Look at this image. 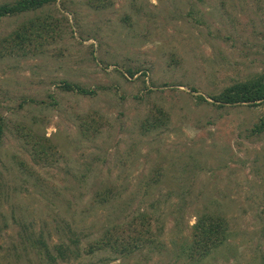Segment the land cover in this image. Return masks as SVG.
Here are the masks:
<instances>
[{
    "label": "rangeland",
    "instance_id": "obj_1",
    "mask_svg": "<svg viewBox=\"0 0 264 264\" xmlns=\"http://www.w3.org/2000/svg\"><path fill=\"white\" fill-rule=\"evenodd\" d=\"M36 17L55 38L0 58V264H47L40 239L75 252L57 264H264V103L211 98L264 72V0H58L0 39ZM142 214L151 242L87 254ZM204 214L230 235L199 259Z\"/></svg>",
    "mask_w": 264,
    "mask_h": 264
},
{
    "label": "trees",
    "instance_id": "obj_2",
    "mask_svg": "<svg viewBox=\"0 0 264 264\" xmlns=\"http://www.w3.org/2000/svg\"><path fill=\"white\" fill-rule=\"evenodd\" d=\"M57 1L17 0L13 4H4L0 6V19L35 12ZM55 29L56 26L54 27L48 19L36 17L35 20H29V22L23 24L17 31L0 39V58L7 54L16 53L28 55L43 50L49 40L55 38L54 33L57 32ZM129 73L134 75L132 72ZM65 87L69 90L79 91L84 95L94 94L92 91H86L79 86L66 84ZM193 91H195L194 88ZM199 98L205 101L204 97L200 96ZM211 98L215 102L213 105L219 108L243 104H247L248 107H257L264 103V72L251 76L246 80L236 82L223 89L220 94L211 96ZM155 116L157 119H154L153 123L149 118L144 123V126L148 130L160 129L165 127L168 122L167 115L162 109H159L158 114ZM263 132L264 120L262 119L259 124H256L252 128L251 133L253 136H259ZM49 149H52V147H49ZM148 217L142 214L138 219L131 222L130 226H128V231L132 232L130 235L118 236L109 232L102 240L90 244L87 249V254H96V252L103 249H111L114 252H119V248L121 252H133L141 245L151 242L153 235ZM229 227L227 220L218 214H204L200 217L194 227L195 234L192 244L189 246L192 256L203 259L211 255L215 249L222 246L229 238ZM37 243L39 244L40 254L46 257L47 264H57L59 259L62 262H66L71 256L69 252L75 254L68 247L59 245L54 247V251L57 252V256H55L46 241L40 239Z\"/></svg>",
    "mask_w": 264,
    "mask_h": 264
}]
</instances>
